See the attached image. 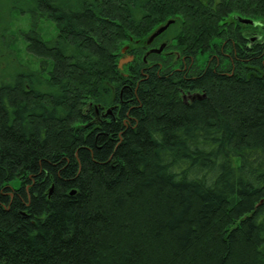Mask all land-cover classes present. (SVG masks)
Masks as SVG:
<instances>
[{
    "label": "trees",
    "instance_id": "obj_1",
    "mask_svg": "<svg viewBox=\"0 0 264 264\" xmlns=\"http://www.w3.org/2000/svg\"><path fill=\"white\" fill-rule=\"evenodd\" d=\"M19 9L40 70L0 82V264H264V0H0L5 30ZM171 19L179 67L145 64Z\"/></svg>",
    "mask_w": 264,
    "mask_h": 264
},
{
    "label": "rangeland",
    "instance_id": "obj_2",
    "mask_svg": "<svg viewBox=\"0 0 264 264\" xmlns=\"http://www.w3.org/2000/svg\"><path fill=\"white\" fill-rule=\"evenodd\" d=\"M20 7L25 8L24 5H21ZM15 11L16 12L13 13L11 16V21H10L11 24L8 30H5V24L0 25V33L2 32L5 33L7 36H5L4 38L5 39L8 38L10 42V46L6 47V49L4 50L3 57L0 60V82L13 79L18 73H22L23 71L31 70L38 72L40 70V64H39L40 59L29 52L28 43L25 35L32 29L34 21L32 20L29 14H26V12H22L20 9ZM231 18L235 19L234 16H232ZM232 19L230 20L229 24H232L233 26L234 23L238 24V22L233 21ZM240 24H242L241 27L242 29H244L243 25L245 24L243 23ZM36 30L45 40L54 39L59 32L56 24L53 21L45 20V19L37 21ZM247 32L250 33V31ZM1 36L2 35L0 34V37ZM167 39L169 40V46L161 54H157L156 57L155 56L147 57L148 62L147 63L144 62L145 64L158 62L165 64V66H167V68L169 69L179 67L181 53L180 50H178V48L175 47V43L179 45V41L175 39L173 33H171L170 30L166 34H163L162 37H160L157 46H159V43L161 41ZM130 45L132 48L133 44ZM213 49H215V47H213ZM213 49L205 53L200 52V54L196 59L195 66L198 68H202L207 63L210 56V52H212ZM136 52H138V49L136 50ZM144 55H145V51H144ZM157 57L159 60H156ZM136 61L133 62L134 63L136 62L135 64L141 62V60H139L138 58L136 59ZM131 67H132L131 64L126 65L124 67L123 72L128 73ZM44 76L46 75L44 74Z\"/></svg>",
    "mask_w": 264,
    "mask_h": 264
},
{
    "label": "water",
    "instance_id": "obj_3",
    "mask_svg": "<svg viewBox=\"0 0 264 264\" xmlns=\"http://www.w3.org/2000/svg\"><path fill=\"white\" fill-rule=\"evenodd\" d=\"M234 18L235 20L241 22V23H244V24H255V21L250 19V18H247V17H242L240 15H234ZM174 22V20H168L165 24L159 26L148 38L147 40V43L150 44L157 36H159L160 34H162L165 30H167V28ZM128 47L126 46L125 49L123 50V52H125V50L127 49ZM165 48V45H161L159 47V49H152L151 51H149L147 54H150V53H160L163 49ZM134 56L133 55H129L128 57L126 58H122L120 59L119 63H118V66L119 68H123V66L129 62H131L133 60ZM146 58V57H145ZM112 110L109 109L107 113L111 112Z\"/></svg>",
    "mask_w": 264,
    "mask_h": 264
},
{
    "label": "flooded vegetation",
    "instance_id": "obj_4",
    "mask_svg": "<svg viewBox=\"0 0 264 264\" xmlns=\"http://www.w3.org/2000/svg\"><path fill=\"white\" fill-rule=\"evenodd\" d=\"M153 32H151V34H152ZM164 33V32H163ZM163 33L161 34V35H159V36H157L150 44H147V40H148V38H149V36L151 35H149L148 37H147V39H146V46H144V51H145V55L149 52V51H151L152 49H158L161 45H165V48L160 52V53H154V54H161L168 46H169V40L167 39V40H163V41H161L160 43H159V46H157V43H158V40L160 39V37H162V35H163ZM174 40V39H173ZM177 40V39H176ZM175 41V40H174ZM175 47L176 48H178V50H180V46L179 45H177L176 43H175ZM181 53V52H180ZM129 54H133L134 55V59H133V61H135L136 59H137V56L135 55V53H131L130 51H129V49H126L125 50V52H122V56L121 57H125V56H127V55H129ZM152 53H150V54H148L147 56L149 57V55H151ZM144 55V56H145ZM144 56H143V58H144ZM120 57V58H121ZM119 58V59H120ZM132 61V62H133ZM131 62V63H132ZM144 62L145 63H147L148 61H147V57H146V59H144ZM178 68V67H177ZM196 94H199L198 92H191V91H187V92H185V94H184V97L186 98V99H192V98H194L195 96H196ZM103 111H105V113L103 114V113H101L100 112V110L99 109H96V113L99 115V114H103L104 116H106L107 114H110V113H112V112H109V113H107L108 112V110L109 109H102Z\"/></svg>",
    "mask_w": 264,
    "mask_h": 264
}]
</instances>
